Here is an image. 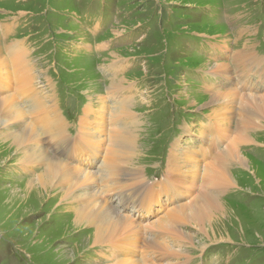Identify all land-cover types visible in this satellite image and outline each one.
Wrapping results in <instances>:
<instances>
[{"label":"rangeland","instance_id":"obj_1","mask_svg":"<svg viewBox=\"0 0 264 264\" xmlns=\"http://www.w3.org/2000/svg\"><path fill=\"white\" fill-rule=\"evenodd\" d=\"M4 26H9V32ZM0 36L2 51L12 41L30 47L41 77L39 85L44 89L50 80L55 91L48 93L60 103L72 136L79 131L74 134L88 93L105 96L109 88L105 80L111 78L124 77L138 85L129 91L130 96L139 91L132 104L135 116L123 121L116 118L112 125L133 130L141 120L137 142L142 152L136 164H140L147 180L157 181L149 180L141 200L126 207L142 204L146 211L141 223L147 227L164 216L169 205L188 202L196 193L181 184L179 200L172 197L171 182L167 184L164 178L166 159L172 150L197 147V162L204 163L229 141L222 125L214 127V122L207 121L206 116L211 114V109L203 106L211 93L207 86L226 90V83L245 92L249 84L257 86V79L264 84L261 75L251 82L248 77L245 82V73H239L243 63L252 58L255 70L264 75V0H0ZM245 44L253 49L248 56L240 53ZM217 63H230L231 84L229 79L222 82L217 79L223 78L221 75L210 72ZM111 92L107 96L114 102L112 97L116 96ZM214 131L218 133L215 140ZM250 134L253 143L238 146L243 162L230 160L237 188L224 196L227 217L205 222L207 232L203 233L199 226L183 223L179 228L191 236V242L183 240L176 247L169 237L165 240L188 257L180 256L179 260L165 255L167 260L161 259V264H264V130H252ZM123 135L132 139L134 132L123 131ZM81 139L84 136L79 140L87 147ZM207 141H212V146ZM79 153L76 149L69 157L76 159ZM0 156V264L110 263V259L100 257V252L86 251L73 253V262L72 251L61 248L75 245L63 241L72 225L58 229L60 220L51 222L56 205L51 207L48 197L37 200L22 191V183L34 178L40 169L23 173L12 153L3 149ZM101 157L93 160L95 166ZM162 178L166 185L157 184ZM12 186L17 194H10ZM117 188H113L114 193ZM164 197L169 205L164 206ZM63 213L56 215L60 218ZM128 213L141 216L132 208ZM55 228L59 232L53 231Z\"/></svg>","mask_w":264,"mask_h":264},{"label":"bare ground","instance_id":"obj_2","mask_svg":"<svg viewBox=\"0 0 264 264\" xmlns=\"http://www.w3.org/2000/svg\"><path fill=\"white\" fill-rule=\"evenodd\" d=\"M8 28L9 26H4L7 32ZM1 46L0 150L12 153L23 173H31L35 167L40 169L34 178L22 183V191L27 192L25 196L33 194L37 200L48 197L49 205H56L51 213V222L60 220L58 229L67 228L69 223L72 225L69 229L71 232L67 233L63 241L69 240L70 244L74 242L75 245L73 248L71 245L61 248L72 251L73 256L78 251L100 252L102 259H110L108 264H161L165 255L179 260L180 256L188 257L185 253L174 250L165 240L169 237L176 247H180L183 240L191 242V236L182 233L179 228L183 223L197 225L203 233L207 232L205 222L213 217H218V221H221L226 216L225 195L237 188L230 160H244L238 153V146L249 141L253 143L254 138L250 134L252 130H264L263 82L256 78L257 86H249L247 83L245 92L226 83V90H214V87L207 86L211 92L203 105L211 109V114L206 116L207 121L214 122V127L222 125L229 141L215 157L204 163L197 162V147L188 145L185 151L172 150L166 159L165 177L162 176L168 180L167 184L171 182L172 197L176 202L179 200L178 188L181 184L193 188L196 193L188 202H175L174 205H169L167 198H162L165 200L164 206L169 205L164 216L147 227L141 223L146 211L142 204L126 207L132 201L141 200L142 193L148 190L146 186L151 180H147L140 164H136L142 152L137 142V126L142 124L141 120H137L133 130L112 125L116 118L123 121L135 116L132 104L139 96V91L131 96L129 91L136 89L138 85H133L124 77L111 78L105 80L109 83L105 96L88 93V103L76 124L74 134L78 128L79 131L72 136L67 121L61 115L60 103L55 95L48 93L55 91L50 80L44 84V89L39 85L41 77L36 63L32 61L30 47L18 41H12L4 51ZM245 46L242 52L239 51L242 55L253 52V49H248L247 44ZM238 55L237 58L240 59L241 54ZM249 60L251 61L243 63V69L239 72L240 75L245 73L244 81L248 82L249 77L251 82L256 75L264 78L263 72L259 74L260 71L255 70V60ZM210 72L221 75L223 78H216L222 82L224 79L230 80L228 84L233 82L230 63H217L210 68ZM109 92L116 96V99L112 97L114 102L109 100ZM97 98L100 100L93 103ZM71 104L74 102L69 103ZM107 120L108 123H105ZM123 131H133L134 137L125 138ZM126 135L132 137L129 133ZM80 136H84L81 141L87 147L81 145ZM216 136L218 133L214 131V140ZM211 144L212 141L207 145ZM87 148L95 150L98 155L94 156ZM76 149H80L78 158L69 157ZM98 157H101V164L95 166L93 160ZM95 167L98 169L93 171ZM164 178L158 180L157 184L166 185L163 184ZM117 186V193H114L113 188ZM9 189L13 192L10 194L18 193L13 186ZM129 208L138 211L142 217H133L128 213ZM63 210L64 217L59 218L56 214ZM53 231L59 232L56 228ZM74 257L73 262L76 260V256Z\"/></svg>","mask_w":264,"mask_h":264}]
</instances>
